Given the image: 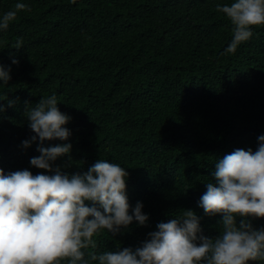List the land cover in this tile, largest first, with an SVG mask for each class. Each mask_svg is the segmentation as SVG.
<instances>
[{"label":"trees","instance_id":"obj_1","mask_svg":"<svg viewBox=\"0 0 264 264\" xmlns=\"http://www.w3.org/2000/svg\"><path fill=\"white\" fill-rule=\"evenodd\" d=\"M16 2L0 0V15ZM22 2L0 31V64L11 66L0 85V168L46 171L29 162L37 142L21 141L34 134L26 109L55 93L72 133L70 154L55 164L69 173L99 158L126 167L129 203L141 201L148 214L144 225L102 230L97 252L135 248L184 209L200 217L204 235H219V214H205L198 200L215 161L255 150L264 133V25L227 53L233 26L215 5L230 0ZM250 219L264 226V217Z\"/></svg>","mask_w":264,"mask_h":264},{"label":"clouds","instance_id":"obj_2","mask_svg":"<svg viewBox=\"0 0 264 264\" xmlns=\"http://www.w3.org/2000/svg\"><path fill=\"white\" fill-rule=\"evenodd\" d=\"M26 7L17 0L15 9L0 15V31L15 19L16 10ZM215 7L233 26L227 53L252 37L253 26L264 25V0H230ZM21 46L18 41L13 47ZM12 63L18 60L13 57ZM10 79L11 66L0 64V85ZM4 107L0 105V111ZM25 114L34 134L21 144L27 148L37 142L39 155L29 162L46 171L0 168V264L264 262V226L255 227L250 219L264 217V133L257 136L255 150L236 148L217 159L212 179L205 181L198 205L207 215L219 214V235H204L200 217L184 209L158 222L135 248L97 252L96 237L102 230L116 234L132 222L148 221L141 201L129 203L126 167L99 158L86 171L69 173L55 164L72 149V133L66 127L71 116L59 109L55 93L41 97Z\"/></svg>","mask_w":264,"mask_h":264}]
</instances>
